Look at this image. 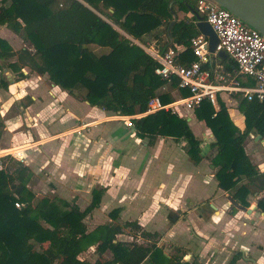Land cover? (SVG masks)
I'll return each mask as SVG.
<instances>
[{
    "label": "trees",
    "instance_id": "obj_1",
    "mask_svg": "<svg viewBox=\"0 0 264 264\" xmlns=\"http://www.w3.org/2000/svg\"><path fill=\"white\" fill-rule=\"evenodd\" d=\"M189 10L194 13L191 18L186 15ZM179 11L185 15L175 18ZM199 18L204 16L189 0H0V25L28 43L15 51L0 37V59L16 74L15 80L22 78V68L28 67L47 74L53 84L68 92L83 90V99L91 106L131 116L145 112L154 96L163 103L172 102L173 97L161 90L167 81L154 73L156 62L120 31L141 39L162 29L168 44L185 47L177 62L189 63L194 59L189 40L200 34L195 25ZM247 79L246 83L253 84ZM7 84L0 78V88ZM170 85L177 88V78H172ZM178 90L180 97L190 94L186 88ZM238 102L243 129L233 123L218 96L217 108L205 99L193 113L214 137L211 147L216 153L211 163L217 168L218 187L248 206V186L257 185L263 192L257 207L264 212V170L244 147L251 134L264 139V101L243 97ZM133 123L140 138L154 141L166 136L184 141L191 160L200 162V140L185 117L161 109L134 118ZM2 127L0 122V138ZM0 161V264H200L166 255L157 245L159 234L143 230L136 221L105 223L88 230L84 218L99 205L101 188L93 189L90 203L80 209L61 197L36 196L27 187L31 174L27 165L9 154ZM118 213L116 208L109 215L113 219ZM125 228L150 241L143 244L118 239ZM93 244L97 254L94 262L79 259ZM39 245L44 248L39 249ZM238 257L239 253L233 254L227 264Z\"/></svg>",
    "mask_w": 264,
    "mask_h": 264
},
{
    "label": "crops",
    "instance_id": "obj_2",
    "mask_svg": "<svg viewBox=\"0 0 264 264\" xmlns=\"http://www.w3.org/2000/svg\"><path fill=\"white\" fill-rule=\"evenodd\" d=\"M193 14L191 10L186 13L189 18ZM183 15L179 11L175 18ZM2 28L5 26L0 25V37L15 51L28 47L20 35ZM162 31L135 40L155 42L165 50L171 45ZM216 58L227 69L235 68L226 54L219 53ZM6 63L0 59V78L8 83L0 88V154L14 149L22 154L23 163L31 171L28 186L35 183L41 191L49 189L51 197H61L80 209L90 203L92 190L101 188L99 205L84 218L88 230L105 223L136 221L143 230L159 234L157 245L166 255L179 256L183 261L227 264L233 254L239 253L233 264H264V212L256 203L263 192L255 184L248 186L249 205L243 206L251 209L250 213L231 207L227 199L231 194L219 188L215 178L217 168L211 163L216 153L211 147L214 137L207 126L201 137L192 131L200 140L201 154L200 162L194 163L184 141L166 136L154 141L140 138L134 128L126 126V116L91 106L83 99V90L68 92L53 84L47 74L28 67H23L24 76L15 80L16 74ZM247 78L238 76L242 84L252 85L246 83ZM170 82L161 90L170 92L176 101L181 98L179 90ZM217 96L226 104L233 123L243 129L244 116L238 102L242 94L222 91ZM179 112L177 115L185 117L188 124L195 116L183 108ZM256 135H250L254 144L245 147L252 161L260 157L259 148L264 152L263 138L255 140ZM254 163L264 170V156ZM116 208L119 213L112 219L109 212ZM117 238L143 244L150 241L129 228ZM93 245L81 252L79 259L94 262L97 255H88L95 251Z\"/></svg>",
    "mask_w": 264,
    "mask_h": 264
},
{
    "label": "built area",
    "instance_id": "obj_3",
    "mask_svg": "<svg viewBox=\"0 0 264 264\" xmlns=\"http://www.w3.org/2000/svg\"><path fill=\"white\" fill-rule=\"evenodd\" d=\"M196 4L198 13L202 11L204 20L215 32L217 43L210 51L207 36L199 34L191 37L188 46L194 59L189 63L177 62L184 46L160 50L155 42L144 43L128 37L156 62V75L166 81L177 78L178 87L188 89L190 94L170 103H163L158 96L150 98L145 112L125 117L127 127L134 128V118L161 109L174 114H179L181 108L193 112L205 99L217 108V95L222 91L231 95L242 94L247 100L264 101V35L213 0H196ZM222 52L234 62L233 70L217 60ZM240 75L252 79L253 84H242L238 79ZM8 154L23 162L22 154L16 149L8 151Z\"/></svg>",
    "mask_w": 264,
    "mask_h": 264
},
{
    "label": "water",
    "instance_id": "obj_4",
    "mask_svg": "<svg viewBox=\"0 0 264 264\" xmlns=\"http://www.w3.org/2000/svg\"><path fill=\"white\" fill-rule=\"evenodd\" d=\"M220 6L228 9L234 15L239 17L247 25L258 30L262 35H264V0H213ZM197 29L200 33L208 37L209 40V50L213 51L216 43L217 37L210 24L204 19H198L195 23ZM221 56H225V53H220ZM189 120V118H188ZM261 138L260 134H257L255 140ZM261 143L264 144V140L261 139ZM214 167L213 165H211ZM227 199L231 204V207H236L237 209L251 212V209H247L239 201L234 199L232 195H227ZM256 208V207H254Z\"/></svg>",
    "mask_w": 264,
    "mask_h": 264
},
{
    "label": "rangeland",
    "instance_id": "obj_5",
    "mask_svg": "<svg viewBox=\"0 0 264 264\" xmlns=\"http://www.w3.org/2000/svg\"><path fill=\"white\" fill-rule=\"evenodd\" d=\"M189 2H191L192 4H194V6L197 8L196 0H189ZM199 12L202 14V11L199 10ZM1 26H2V25H1ZM3 26H4V25H3ZM2 29L7 30V32H11V30L8 29L6 26H5V28H2ZM7 32H3L4 37H7ZM19 39L23 41V39H22L20 36H19ZM24 42H25V41H24ZM25 44L27 45L28 43L25 42ZM2 64H4V62H2ZM238 98H240V96H238ZM195 118H196L195 116H192V119L189 121V125H190L192 131H193L198 137H201V135H202V131H204L206 125H205V123L203 124V123L196 122ZM203 122H204V121H203ZM252 144H254V143H253V140H252V137H249V139L246 140L244 147H246V149H248L249 146H251ZM16 151H17V150H16ZM245 151H246V150H245ZM259 151H261V155H260V157H259L258 159H255V158H254V159H253L254 162L260 161L261 158H263V156H264V154H263V153H264V152H263V149H262V148H259ZM6 154H7V152H5V153H1V154H0V157L5 156ZM15 158H16V157H15ZM3 159H4V160H7L6 162H8V160H9V158H5V157H4ZM16 159H17V158H16ZM259 159H260V160H259ZM17 160H18V159H17ZM18 161H19V160H18ZM19 162H21V161H19ZM0 163H1V161H0ZM8 163H10V165L12 164L11 162H8ZM21 163H23V162H21ZM23 164H24V163H23ZM24 165H25V164H24ZM30 176H31V174H30ZM30 180H31V177H29V179H28L27 187H28L32 192H34V193L36 194V196H38V197H40V196H49V197H51V192H50L49 189H43V191H41V187H39V186H38V187L35 186V183H34V186H33V185H29V186H28ZM16 206H17V205H16ZM91 246H94V245H91ZM91 246H89L88 248H90ZM38 248H39V249H43V248H44V245H39ZM88 248L85 249V251H87ZM93 254H95V256L97 255L95 251H94V252L90 251V252L88 253V255H90L92 258H93V256H92ZM107 255H109V254L107 253ZM92 258H91V259H92Z\"/></svg>",
    "mask_w": 264,
    "mask_h": 264
}]
</instances>
